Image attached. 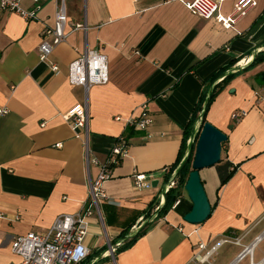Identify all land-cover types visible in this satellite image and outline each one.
<instances>
[{"label":"crops","instance_id":"obj_1","mask_svg":"<svg viewBox=\"0 0 264 264\" xmlns=\"http://www.w3.org/2000/svg\"><path fill=\"white\" fill-rule=\"evenodd\" d=\"M237 1H225L221 12H233ZM256 1L235 29L226 30L179 0H67L69 21L88 28L55 48L51 59L59 73L39 59L57 1L43 0L36 20L0 12V107L10 109L0 117V264L20 260L12 251L16 237L46 232L57 216L80 212L88 202L83 143L65 117L86 101L93 154L108 158L122 135L129 154L105 183L104 224L98 214L91 217L90 255L83 264H194L198 252L205 258L201 264H251L249 255L238 256L257 237L254 261L264 259V85L257 79L264 60L252 64L257 50V56L264 51V0ZM22 4L36 7L31 0ZM86 48L107 56L110 75L88 92L68 77L70 62ZM233 62L244 68L232 72L207 113L228 134L221 160L200 171L212 213L200 224L187 222L192 201L182 197L151 220L133 246L119 251L129 241L118 242L122 232L135 231L164 202L162 187L198 118L200 100ZM145 102L153 118L148 130L115 119L138 116ZM241 110L246 113L232 120ZM98 173L91 164L92 179ZM137 173L146 174V187H135Z\"/></svg>","mask_w":264,"mask_h":264},{"label":"built area","instance_id":"obj_2","mask_svg":"<svg viewBox=\"0 0 264 264\" xmlns=\"http://www.w3.org/2000/svg\"><path fill=\"white\" fill-rule=\"evenodd\" d=\"M36 7L28 9L23 6L22 0H0V12H13L27 20L38 19V10L41 8L43 0H31ZM57 10L53 27H46L42 41L39 45V59L46 62L54 73L60 72L58 63L51 59L55 48L66 41L68 36L79 29H87V24L72 23L69 21L67 12V0H56ZM187 9L205 19H215L226 30L235 29L238 21L257 5L256 0H238L234 4V10L230 14H223L221 7L227 0H179ZM69 81L73 85L83 86L85 91L94 86L106 84L110 80L109 62L105 54L97 49L86 48L76 59L69 64ZM8 106L0 107V117L9 113ZM246 111H236L232 114V120L238 121ZM75 133L83 143L86 171L88 175L89 199L80 212L64 213L56 217L51 227L46 232H29L16 237L12 241V251L20 256L19 261L10 264H83L87 262L90 255V248L86 243L89 233L90 219L94 214H98L104 224L101 205L107 200L105 183L114 177V167L129 154V141L124 135L119 136L116 144L112 148L108 158L102 160L93 154L90 144V113L88 103L77 112H71L65 116ZM116 120L125 122L126 127L134 130H148L153 123V118L148 102L142 104L141 113L138 116L123 118L116 116ZM197 122L196 129L199 130ZM191 137L188 139V144ZM91 164L99 166V173L95 179L90 175ZM146 174H136L134 184L138 189L147 186ZM176 181L167 185V190L175 186ZM180 203L176 200L175 205ZM261 240H257L252 245L245 246L238 256L243 259L249 255L251 264H264V259L255 262L253 257V247ZM240 243L238 239L234 240ZM205 247L204 243L199 245V249ZM112 252L115 251L114 247ZM205 258L200 252L192 258V263L201 264ZM94 260L90 263L92 264Z\"/></svg>","mask_w":264,"mask_h":264},{"label":"water","instance_id":"obj_3","mask_svg":"<svg viewBox=\"0 0 264 264\" xmlns=\"http://www.w3.org/2000/svg\"><path fill=\"white\" fill-rule=\"evenodd\" d=\"M257 52L254 59L257 56ZM243 68L244 67L238 65L233 66L227 69L223 73V75L225 76L229 73H232L233 71H238ZM213 88L214 86H211L209 92L207 93L203 108L200 111L198 118L196 119L191 129V141L188 146L187 155L185 156L179 167L173 172L169 180L164 183V186L162 187V194L165 197L164 202H162L135 231L128 233L125 237L118 240V242H123L127 239H131L141 230H143L151 220L158 216L166 201V195L168 192L167 185L176 180L179 172L183 169V167L191 157L192 152H194L192 160V171L190 172L185 185V190L187 191L188 196L192 201V208L184 215V219L192 224H200L204 222L212 213V204L201 178L200 171L206 167L215 165L221 160L223 143L228 140V134L216 127L210 121L207 120L203 123L207 111V106L211 99ZM197 122H200L199 130L196 129ZM158 183V179L152 181L153 186H157Z\"/></svg>","mask_w":264,"mask_h":264},{"label":"trees","instance_id":"obj_4","mask_svg":"<svg viewBox=\"0 0 264 264\" xmlns=\"http://www.w3.org/2000/svg\"><path fill=\"white\" fill-rule=\"evenodd\" d=\"M264 60V51L262 54H260L259 56H256V58L254 59L253 63H258L260 61H263ZM251 62V61H250ZM249 62V63H250ZM236 62H233L232 65L229 67H233L235 65ZM227 68V69H229ZM226 69V70H227ZM224 70L222 72V74L226 71ZM236 73V72H235ZM234 75L233 73H229L227 74L224 79L222 81H220L217 85L214 84V82L217 80V78L219 76H216L214 78V80L210 83V86L213 85L214 88L212 90V93H211V99H210V102L207 106V111H206V115L204 117V122L207 121V113H208V110H209V107L213 101V99L215 98L216 94L218 93V91H220L222 89V87L224 86L223 84L226 83V81L232 76ZM257 79L259 81V83L263 84L264 85V71L261 72L258 76H257ZM211 88V87H210ZM210 88L207 89V91L204 93V95L202 96L201 100H200V104L198 106V111L200 112L203 108V104L205 102V99H206V96H207V93L209 92ZM198 112V113H199ZM191 134V131L188 132L187 131V135L185 136V143L183 145V149L182 151L180 152L179 154V157L177 159V161L171 166V172L166 180V182L169 180V178L171 177L172 173L179 167V165L182 163V161L184 160L185 156H186V151H187V139L189 137V135ZM193 154L194 152H192L191 154V157L189 158L188 162L186 163V165L183 167V169L179 172L177 178H176V183H175V186L171 187L168 192H167V195H166V201H165V204L164 206L162 207L161 211L159 212L158 216L157 217H160L162 215H165L170 209L173 208V205L175 204L176 200L178 199H182L183 197V190H185V185H186V182H187V179H188V176L190 174V172L192 171V160H193ZM232 173H230L222 182V184H224L230 177H231ZM187 192V191H186ZM165 200V198H164ZM160 205V201L158 202L157 206ZM156 209V208H155ZM148 229L145 227L143 230H141L137 235H135L134 237H132L131 239H129V241L125 242L120 248H119V251H124L128 248H130L131 246H133L136 241L138 239H140L142 236H144L146 233H147ZM128 233H130L129 231H126L124 230L122 232V235H121V238L125 237Z\"/></svg>","mask_w":264,"mask_h":264},{"label":"rangeland","instance_id":"obj_5","mask_svg":"<svg viewBox=\"0 0 264 264\" xmlns=\"http://www.w3.org/2000/svg\"><path fill=\"white\" fill-rule=\"evenodd\" d=\"M183 197H188V193L186 192V190H183ZM261 247L264 248V242Z\"/></svg>","mask_w":264,"mask_h":264},{"label":"bare ground","instance_id":"obj_6","mask_svg":"<svg viewBox=\"0 0 264 264\" xmlns=\"http://www.w3.org/2000/svg\"><path fill=\"white\" fill-rule=\"evenodd\" d=\"M250 61H251V60H250ZM161 196H162V201H164V198H165L164 195L162 194Z\"/></svg>","mask_w":264,"mask_h":264}]
</instances>
